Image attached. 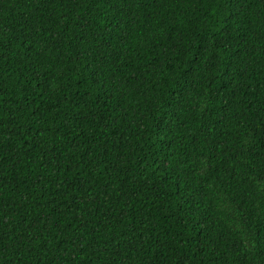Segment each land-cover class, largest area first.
<instances>
[{
	"label": "trees",
	"instance_id": "1",
	"mask_svg": "<svg viewBox=\"0 0 264 264\" xmlns=\"http://www.w3.org/2000/svg\"><path fill=\"white\" fill-rule=\"evenodd\" d=\"M0 264H264V0H0Z\"/></svg>",
	"mask_w": 264,
	"mask_h": 264
}]
</instances>
